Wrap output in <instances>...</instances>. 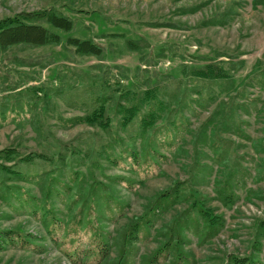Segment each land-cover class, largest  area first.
Here are the masks:
<instances>
[{
	"label": "rangeland",
	"instance_id": "374dc122",
	"mask_svg": "<svg viewBox=\"0 0 264 264\" xmlns=\"http://www.w3.org/2000/svg\"><path fill=\"white\" fill-rule=\"evenodd\" d=\"M50 6L73 28L46 26L63 39H94L103 60L60 44L0 49V150L51 157L6 163L27 179L0 184V230L37 237L33 250L4 244L0 264H264L256 229L264 219V4L0 0V19ZM208 63L227 68L230 80L191 75ZM103 81L134 91L135 103L149 88L156 97L126 126L114 97L106 129L77 121L97 106ZM151 110L157 119L142 131ZM163 193L171 195L153 215ZM200 206L223 225L208 226ZM99 240L108 244L100 262L67 255Z\"/></svg>",
	"mask_w": 264,
	"mask_h": 264
},
{
	"label": "trees",
	"instance_id": "16d2710c",
	"mask_svg": "<svg viewBox=\"0 0 264 264\" xmlns=\"http://www.w3.org/2000/svg\"><path fill=\"white\" fill-rule=\"evenodd\" d=\"M254 6L264 4V0H252ZM49 25L55 29L68 32L73 28L72 20L65 15L62 11L58 10L56 7H45L35 10H21L19 12L14 13L11 16L4 17L0 19V49H6L13 45L25 44L30 46H42L47 44H57L61 45L64 50L72 49L73 53L77 55H88L94 56L98 60H103V48L102 46L92 38H78L75 36H68L65 39L61 37L60 34L53 31L51 28L47 27ZM191 75L195 77H200L203 79H221V80H230L231 74L228 69L217 66L216 64L208 63L198 68H193L191 70ZM104 85L100 84L99 92L101 96H99L97 106L92 109L91 112L86 113L84 116H80L77 121L86 123L90 126H97L102 129H106L110 124V116L108 114L107 103L112 100V98H116L117 102L113 107L114 112H118L120 114V121L122 126H126L132 119L136 116L142 104H146L152 99L156 97V89L149 88L142 92V97H139L138 103L131 101L132 94L134 91L125 89L123 91L117 90L116 88H112L110 84L106 81ZM35 88L31 87V90ZM104 89H109L107 91V95L102 91ZM111 93V94H108ZM113 93H117V96ZM127 100V103H122ZM157 119V113L154 111H150L141 119V129L144 131L149 128L151 125L155 123ZM78 148H74L73 145L70 148L71 154L78 153ZM17 162H21V160L32 161L35 159H43L48 161L51 157L46 158L44 154L30 153L23 157H19V153L15 147H9L0 150V184L3 190H6L9 186L7 185V181L9 180H18L23 178L27 179L26 173L23 175L21 171L17 170L14 167L7 165V162L14 161L18 159ZM34 159V160H35ZM58 160L61 163L65 162L64 155L60 154ZM171 194L163 193L156 197L153 200V203L148 208V210H152L153 215L157 212L156 210H161L164 207L163 200L167 199ZM227 197L226 201L231 198V196ZM196 206V204H194ZM200 213L205 218L207 225H219L222 226V218L217 214L213 213L210 208H204L200 206ZM136 220L132 224L130 231V235L126 234L123 236L124 243H127L128 240H131L132 237L135 236L136 227L138 229V224H141ZM144 223L149 224V220H146ZM53 224L47 230L48 232L52 231ZM257 234H262L264 230V219H260L257 224ZM37 236L36 234L29 233L23 230H0V248L4 247V244L11 246H20L25 249H35L36 246L31 244L34 242ZM51 239L56 242L57 239L51 235ZM32 245V246H30ZM164 245L167 246V243ZM42 247V246H39ZM79 246H75L71 252H67V255L71 258L73 262H78L82 257H87L90 261H102L108 254V244L103 240H99L97 243L92 246L81 247L80 251L78 250ZM32 249V250H33ZM120 259V257H119ZM117 260L116 264H120L121 260Z\"/></svg>",
	"mask_w": 264,
	"mask_h": 264
}]
</instances>
